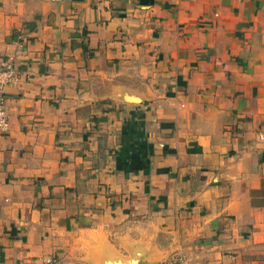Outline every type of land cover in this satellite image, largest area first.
Returning a JSON list of instances; mask_svg holds the SVG:
<instances>
[{"label": "crops", "instance_id": "0c3cea01", "mask_svg": "<svg viewBox=\"0 0 264 264\" xmlns=\"http://www.w3.org/2000/svg\"><path fill=\"white\" fill-rule=\"evenodd\" d=\"M8 58L0 264H264V0H0Z\"/></svg>", "mask_w": 264, "mask_h": 264}, {"label": "built area", "instance_id": "2783aa9c", "mask_svg": "<svg viewBox=\"0 0 264 264\" xmlns=\"http://www.w3.org/2000/svg\"><path fill=\"white\" fill-rule=\"evenodd\" d=\"M19 37V36H18ZM21 46L17 54L21 53ZM19 70L14 59L8 58L0 61V130L6 131L9 124V118L6 111V87L13 81L17 80ZM46 264H53V261H46Z\"/></svg>", "mask_w": 264, "mask_h": 264}]
</instances>
